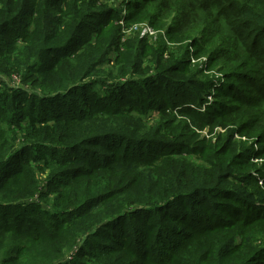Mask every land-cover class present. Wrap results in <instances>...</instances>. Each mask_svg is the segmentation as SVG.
<instances>
[{
    "label": "trees",
    "instance_id": "obj_1",
    "mask_svg": "<svg viewBox=\"0 0 264 264\" xmlns=\"http://www.w3.org/2000/svg\"><path fill=\"white\" fill-rule=\"evenodd\" d=\"M0 4V264H264V0L129 3L213 85L99 0Z\"/></svg>",
    "mask_w": 264,
    "mask_h": 264
},
{
    "label": "rangeland",
    "instance_id": "obj_2",
    "mask_svg": "<svg viewBox=\"0 0 264 264\" xmlns=\"http://www.w3.org/2000/svg\"><path fill=\"white\" fill-rule=\"evenodd\" d=\"M134 0H99V3L103 6V7H107V8H112L114 11V18L117 16H120L121 19L120 21H118V24L121 26V34L124 36V39H135L138 38L139 40H143L145 41L146 45L148 47H146L150 52L153 50H157V49H164L165 50V57H167V61L170 60L169 57L171 55L175 56H179V58H183L185 57V52L187 51V49H191L190 50V58H188V60L191 61L193 67H196L199 71H202L204 76H207L208 82L212 83V85L214 83H216L219 80H223L224 76H222V74H220L218 72V69H211L209 70V68L206 66V62H207V56L205 54V52L203 51H194V47H192L190 45V41L189 40H185V41H180V39H173L172 35L169 33V31L167 30V28L172 27L173 26V20L174 17L173 15H167L164 10L162 11V14H159V18L156 20V22L154 21H149L147 19L148 14L152 13V12H145L143 14V20H141V22L139 23H132L130 24L128 22V18H126V15L130 14V10L129 9V3L133 2ZM1 5V4H0ZM153 11H157V9L153 10ZM129 12V13H128ZM143 11H141L142 13ZM128 13V14H127ZM140 13V14H141ZM162 16V17H161ZM195 53V54H194ZM114 55V51L112 52V56ZM102 69L104 70H108V69H113V67L111 65H104L102 67ZM116 73V72H115ZM100 73L99 71H97L95 73V76L93 78H90V80L92 79H99L100 77ZM2 80L4 81V85H8V86H22V82H21V77L17 74H12L11 76H2ZM6 81V82H5ZM85 81H89L85 80ZM82 81V82H85ZM236 83H240V80L236 79L235 80ZM3 85V84H1ZM207 85V82H206ZM209 86V85H207ZM28 90H34L37 91L38 88H27ZM100 91H102V88H99ZM40 91V89H38ZM31 92V91H30ZM31 94L28 92L27 96L29 97ZM141 98L144 96H140ZM208 99H211L209 96H207ZM99 99H103L102 97H99ZM145 105V104H143ZM142 105V106H143ZM177 113V112H175ZM179 119H188V117L184 116V117H179ZM221 129L219 127H217L213 132H217L220 131ZM209 128L208 127H204L202 130H199V134L201 135L202 138L204 139H208L210 136L214 135L213 134H209ZM253 138L247 139L246 137L243 138V140H252ZM248 143L251 141H247ZM259 162L261 161V159L258 160ZM261 163V162H260Z\"/></svg>",
    "mask_w": 264,
    "mask_h": 264
}]
</instances>
